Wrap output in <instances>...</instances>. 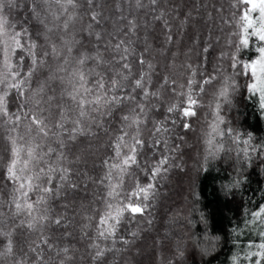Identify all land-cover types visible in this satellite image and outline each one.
Segmentation results:
<instances>
[{
  "label": "snow or ice",
  "instance_id": "1",
  "mask_svg": "<svg viewBox=\"0 0 264 264\" xmlns=\"http://www.w3.org/2000/svg\"><path fill=\"white\" fill-rule=\"evenodd\" d=\"M134 2L137 10L149 8L151 23L162 24L165 42L173 43L172 25L167 18V11L171 9L161 6L165 0H148L147 5L143 0ZM232 6L238 12L225 23L239 26V32L231 33L226 41L234 51L221 53L222 58L230 61L232 75L224 76V83L215 95V119L210 125L207 143L209 156L215 158L224 151V145L216 142V137H229L243 159L251 162L253 154L264 157V143L253 144L251 133L242 140L232 128L222 129L220 125L225 120L220 110L223 104L231 103L233 93L240 87L236 78L242 76L249 97L257 101L259 112L264 116V0H235ZM19 7L29 13L30 22H11L6 10L10 12ZM101 8L98 0H0V127L6 133L3 137L7 158L4 177L13 185L7 200H0V264L6 261L11 264H67L72 260L70 249L60 247L46 234L55 230L51 226L60 227L66 219L63 215L55 218L51 215L50 200L66 189L79 188L71 176L92 179L87 172H75L70 166L81 163L84 157L76 156L70 161L67 153L81 138L95 137L99 131L110 134V129L105 127L106 118L116 112L122 115L120 127L109 141L113 155L102 162L104 175L93 180L105 189V194L101 198L103 209L97 213L96 236L90 238L88 245L92 261L103 264L107 253L119 251L114 245L120 225L128 217L135 219L145 215L150 201L158 194L154 181L158 177L163 179L172 166L169 156L162 154L159 160L152 157L151 166L147 167L148 183L142 184L135 175L137 170L145 171L140 161L142 157L147 160L146 153L152 151L153 146H168V140L163 137L171 130L163 121H155L152 136L157 138L152 144L143 135L150 122L149 113L156 107L153 98L161 96L159 90L152 91L149 87L157 73L156 66L145 56L151 47L147 33L143 37V51L138 53L142 25L136 17L125 15L119 3L116 11L120 15L115 16L113 31H96L107 21L103 11L98 10ZM84 16L89 20L87 27L76 29ZM189 18L190 14L181 21V30ZM144 27L147 28V22ZM84 32L88 38H94L97 45L102 43L103 51L99 47L94 51H81ZM231 37H238V40ZM208 50V47L203 48L205 53ZM246 51L252 52L247 59L244 58ZM90 63L94 67H88ZM137 64L140 70L134 72ZM185 67L190 72L186 91L177 92L175 80L167 75L160 87L170 88L177 97V102L171 104L167 112L178 113L183 128L190 130L189 118L197 115L201 94L218 80L224 68L217 65L212 74H201L197 82V70L191 64ZM38 74L44 78L33 87ZM12 103L16 105L15 111L11 110ZM125 108L127 111H123ZM177 122L172 120L173 124ZM177 147L168 150L175 152ZM129 178H134L135 184L126 191ZM239 183L237 180L232 187H238ZM32 194H37L35 199ZM252 216L264 220V205ZM85 219L92 217L85 215ZM25 232L38 233V238L27 242L26 251L18 252L17 236ZM130 235L135 238L138 232ZM261 235L264 236V232ZM109 240L113 242L112 248L101 247V242ZM120 240L123 245L132 242L123 237ZM256 247L258 251H250L247 255L254 258V264H264V243ZM179 255L182 256L183 251H179ZM233 261L236 264V258Z\"/></svg>",
  "mask_w": 264,
  "mask_h": 264
},
{
  "label": "trees",
  "instance_id": "2",
  "mask_svg": "<svg viewBox=\"0 0 264 264\" xmlns=\"http://www.w3.org/2000/svg\"><path fill=\"white\" fill-rule=\"evenodd\" d=\"M98 2L102 5L98 10L103 11L107 21L96 31H113L115 16L120 15L116 11L119 3L125 15L129 18L136 17L142 25L138 53L143 51V37L147 33L151 47L145 56L156 66L157 73L153 75V84L149 87L152 91L159 90L161 96L153 98L156 107L149 113L150 122L144 128L143 135L152 144V140L157 138L152 136L155 121H163L171 130L163 137L168 140V146H153V150L146 153L147 160L142 157L140 161L145 166V171L137 170L135 175L142 184L148 183L147 167L151 166L152 157L159 160L162 154L169 156L172 165L163 179L158 177L154 181L158 194L150 201L145 215L135 219L128 217L122 222L114 245L119 251L107 253L103 264H234L233 258H236V264H254V258L247 254L258 251L256 246L264 243V236L261 235L264 232V220L254 219L252 216L253 212L264 205V157L253 154L251 162L245 161L231 138L216 137V142L224 145V151L212 158L209 156L210 148L207 143L210 125L215 119V95L224 83V76L232 75L230 61L226 57L222 58L221 53L234 51L226 41L231 33L239 32V26L225 23V20H231L233 13L238 12L232 6L235 0H165L161 6L171 9L167 11V18L172 25L173 43L165 42L162 24L151 23L148 7L137 10L134 0ZM143 3L147 5L148 0H143ZM188 14L189 21L181 30V21ZM6 15L13 23L30 22L29 13L23 7L10 12L6 10ZM88 22V17L84 16L76 24V29L86 28ZM146 22L147 28L144 27ZM82 35L81 51H94L97 47L103 51L102 43L97 45L94 38H88L87 32ZM80 38L81 36H77V39ZM231 39L236 41L238 37ZM204 47L209 48L207 53L203 52ZM251 55V51H246L244 58ZM186 64H191L197 70V82L201 80V74H212L217 65H223L224 68L219 73L218 80L206 89V93L201 94V106L197 109V115L189 118L190 130L183 128L178 113L167 112V108L177 102V97L171 93L170 88L160 87L163 77L167 75L175 80L177 92L186 91L190 76ZM88 67L94 65L90 63ZM24 70H27V64ZM139 70L140 66L135 65L134 72ZM43 78L38 74L32 86L36 87ZM236 79L240 87L233 93L231 103L222 105L220 113L225 123L220 127L232 128L240 134L242 140L251 133L253 144L264 143V116L259 112L257 101L249 97L245 79L242 76ZM14 99L13 96L12 100ZM11 110H16L15 103H12ZM121 115L122 112H116L114 116L106 118L108 123L105 127L110 129V134L105 135L103 131H99L95 137L81 138L70 146L67 153L70 161L75 160L76 156H83L81 163L70 166L75 172H87L92 178L89 180L83 175L71 176L79 184V188L75 191L66 189L62 195L50 200L51 215L54 218L63 215L66 219L60 227L51 226L55 230H49L46 234L60 247L70 249L69 256L72 260L67 264H96L90 258L91 250L88 245L90 238L96 236L99 219L97 213L103 209L101 198L105 189L93 183V180L104 175L102 162L113 155L109 141L112 133L117 132L120 127ZM173 119L178 122L173 124ZM4 135L6 133L0 127V200H7L13 188L4 177L7 164ZM172 146H178L175 152L168 150ZM237 180L240 181L239 186L233 188L232 185ZM134 184L135 179L129 178L125 190L130 191ZM36 195L32 194V198L35 199ZM4 210H7V205ZM85 215L92 219H85ZM85 225L88 227H84ZM64 232L71 235L64 236ZM132 232H138V235L133 238L130 235ZM120 237L132 242L123 245ZM37 238L38 233L18 234L17 251H26L27 242ZM101 247L112 248L113 242L103 241ZM179 251H183L182 256ZM45 254H48L47 250ZM51 254L55 256V252ZM5 264L11 262L6 261Z\"/></svg>",
  "mask_w": 264,
  "mask_h": 264
}]
</instances>
